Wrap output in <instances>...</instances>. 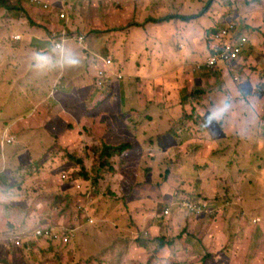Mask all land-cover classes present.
<instances>
[{"label":"rangeland","instance_id":"rangeland-1","mask_svg":"<svg viewBox=\"0 0 264 264\" xmlns=\"http://www.w3.org/2000/svg\"><path fill=\"white\" fill-rule=\"evenodd\" d=\"M42 1L48 4L47 10L40 0H7L10 8L0 7V33L8 31L12 23H30L27 18L33 19L36 15L46 18L47 11L52 15L64 13L65 16L58 21L70 26L74 34L85 37L84 44H77L74 48L85 54L90 51L96 52L92 54L94 56L98 54L93 62L95 66L89 71L94 83L81 91L75 82L66 85L67 81H57L55 92L51 94L53 80H49L44 89L40 86L35 89V95L31 87L26 88L18 96L19 104L13 103L14 109L4 110L11 106L10 102L0 109V191L16 184L9 193L0 195V263L123 264L125 259H131L133 264H138L139 258L144 264H160L158 247L162 238L170 245L168 249L172 253L169 254L167 249L161 252L165 264H245L249 257L248 245L258 240L257 230L261 225L262 242L253 264H264V47L256 67L247 63L239 69L244 76L241 80L246 78L250 69L257 73L252 93L250 90L243 95L242 82L234 80L219 90L220 79L225 75L223 71L216 83L209 82L211 89H217L214 92L217 97L224 95L221 101L204 94L203 90L191 91L194 85L189 82L183 87L179 84L182 72L195 76L189 68L203 61L209 50L206 49L202 56L198 54L195 64L192 59H183L179 53L182 49L177 46L174 48L176 54L166 55L168 49H163V44L149 34L151 31L143 29V0ZM160 1L169 7L165 0ZM261 1L262 6L258 9L239 0L253 13L259 11L254 17L264 22V0ZM147 2L148 9L156 5ZM192 3L210 11L214 29L225 26L228 20L239 18L233 13L237 11L233 1L227 5V8L233 5V11L227 13L222 10L226 8L219 0H193ZM170 6H173L172 0ZM187 15V12L179 11L178 15L166 17L183 21ZM159 18L163 17L147 15L144 23ZM170 21L166 20L163 26L169 29L173 26ZM251 26L248 24L247 29ZM133 27L135 29L128 37H118L119 31ZM168 29H163L164 33ZM255 30L264 37V23L257 25ZM91 35H97L100 44L89 47ZM262 40L264 42V38ZM126 43L134 46L135 51L129 49L122 53L118 48H123ZM172 44L176 45L177 41L173 40ZM12 59L7 56L0 63V86L8 90V97L26 80L24 72L21 77H11L12 67L6 63ZM105 59L111 63L105 66V75L103 70L97 72V76H105L97 81L94 77L96 70ZM172 62L174 70L164 72ZM68 64L72 66L71 62ZM49 66L51 64L38 65L39 71L34 69L31 78L38 82L41 70ZM205 74L207 71L201 73ZM63 79H66L64 74ZM174 80L179 84L178 89L182 88L178 96L171 95L175 89ZM235 103L243 104L238 108V120L230 116ZM152 106L164 108L161 112L165 116L164 122H171L177 114H185L184 123L189 125L185 134L178 135L182 127H178L179 120H175L174 125L164 132L172 136L174 142H163L158 153H152L150 144L153 141H149L162 132L156 124L157 117L151 113ZM202 125L215 132L223 131L225 139L209 144ZM105 138L110 145L129 146L122 154L108 157L106 165L99 152H95ZM10 151H21V177L18 179H13L10 175L14 172L9 173L4 166L3 154ZM71 156L74 160L70 159ZM76 156L83 159L88 170L95 167L87 174H91L96 191H92L89 197L78 193L80 198L74 199L70 193L72 185L65 184L59 174L78 175L80 159ZM31 159L38 162L40 173L30 175ZM193 160L196 163L193 164ZM62 186L69 190V219L68 213L59 217V208L53 209V204L42 197L50 190L63 189ZM182 199L205 203L208 207L198 215L193 214L179 206ZM92 200L97 209L102 200L122 201L118 209L103 210L102 220L105 222L109 220V210L119 216L117 223L114 221L103 227L100 243L89 244L87 238L86 242L76 244L74 240L68 244L43 240L36 247L27 236L21 238L22 246L14 247L10 243L14 237L5 233L10 231L9 228L31 231L37 227H49L60 231L63 229L60 225L72 222L74 227H79L85 221L80 217L79 208L86 209ZM143 200L144 224L138 219L143 214ZM166 208L170 209L169 214L165 213ZM129 212L132 215H128ZM152 219L159 222L158 231L151 236L146 222ZM143 232H149L150 236L145 237ZM84 235L89 236V230L88 235ZM21 249L31 250L23 252ZM46 249L48 251L43 253L42 250ZM224 250L229 254L226 255ZM8 255L10 261H7Z\"/></svg>","mask_w":264,"mask_h":264},{"label":"crops","instance_id":"crops-1","mask_svg":"<svg viewBox=\"0 0 264 264\" xmlns=\"http://www.w3.org/2000/svg\"><path fill=\"white\" fill-rule=\"evenodd\" d=\"M50 1H53V0H50ZM111 1L112 0H110V2ZM148 1L156 3V5L148 9V6H146L147 5L146 3H148L147 0H143V29H147L148 32L151 31L149 34L155 37L157 40H159V42L163 44L162 46L163 49L164 47L168 49L165 52L166 55L173 56L174 54H176L174 48H176L177 46L178 48L182 49V51L179 53L183 55V59L184 58H188L189 60L192 59L193 61L192 63L195 64L196 63L195 60L198 58V54L202 56L203 54H205L206 49H208L207 36L215 30L213 28L214 18H210L209 16L210 11L204 10L202 6L200 5L193 4L192 3L193 0H172L173 6H170L171 0H165L166 4H168L170 8L164 5L160 0H148ZM219 1L225 6L226 9L222 8V10L225 13L230 12L232 10L233 5L234 7H236L237 11H233V10L232 11L236 16H239V18H233V19H236L235 22L238 23L237 33L243 34V36H247V37L249 33L248 50L246 51L242 61L246 62V64L250 63V65L252 63L253 65L252 67H256L257 63L259 62V54H261V48L264 47V42L262 40L264 38L263 35H260L255 30V27L257 25H261L264 23V22H259L258 19L254 17L259 11L253 13L252 9L247 7L245 4L244 6H242L239 0H219ZM231 1H233V5L227 8V5L231 3ZM240 1H244V0H240ZM260 1L261 0H254L253 3H251V1H245V3L247 5H254L256 8L260 9L262 6V1L261 2ZM40 3H42L43 6H47L46 10L48 9L47 3L43 2L42 0H40ZM20 11L23 14L25 13L23 8H21ZM179 11H185L187 12L188 15L185 17L183 21L171 19L172 21H170V25H173V26H169V29H168V26H163V23L164 24L166 23L164 21L153 23L150 19L148 20V23H144V20L147 19V15L155 14L163 18H167L166 17L167 15H173V14L178 15ZM50 13L52 12L47 11L45 13V15L47 16L46 18H43L42 15H36L33 17V19L27 18L28 20H31L30 23H27L24 21L12 23L13 25L9 28L8 31L0 33V63L3 61L5 57L11 56L13 58L12 61L6 63V65H11L12 67V71L10 72L11 77L12 78L21 77L23 72L26 73L25 82L17 86V89L11 94V97H8V90L0 86V109H2L4 107V104L8 102L11 103V106H8L4 110L14 109L15 107L13 106V103L16 102V104H19L20 99H18V96L24 93L26 88L31 87L33 89L32 94L35 95L36 94L35 89L38 86H40V89H44L46 83L49 80L51 81L53 80L52 87L54 89L52 90V87H51V90H52L51 94H54L55 92V89L57 87V84H55V82L57 81L62 82V83H65V81H67L66 85L70 84L71 82H75L76 86L79 89H81V91L84 89H87L89 85L92 86V84L94 83L93 77H90L89 75V71L91 67L95 66L93 65V62H96L95 56H98V54H95L94 56L92 55L93 53H96L94 51L93 52L90 51L88 54H85L81 50H79V48L75 49L74 47H77V45H75L70 40L63 38V35H62L64 29L71 30L73 32L72 28L68 25L60 23L58 21V17H59L58 14L52 15ZM230 21L231 20L226 21L225 24ZM263 21H264V17H263ZM248 24L252 25L249 29H247ZM134 29L135 27L131 28L128 31H119L118 37L120 39H124L125 37H128L131 34V31ZM163 29H168V30L166 33H164ZM252 29H254V32L252 31ZM14 35H18L19 39L13 40ZM180 35L183 36V39L181 40L178 39ZM253 35H256L254 39L252 38ZM89 40H90L89 47H91V45L95 43L100 44L99 38H97V35H91ZM173 40L177 41L176 45L172 44ZM54 44H59L61 46V50L60 51L56 50L54 48ZM109 49H112V48L109 47ZM118 49L120 50L122 49V53L123 51H126V50L129 51V49L135 51L134 46H132L129 43L124 44L123 48L119 47ZM106 51L107 53H109L108 50ZM145 53H146L145 49L143 48V55ZM207 55L205 56L207 57ZM206 57H204L203 61L198 62L196 64L204 62ZM106 60L107 59H105L104 61ZM104 61L103 62L101 61L102 65L99 66V68H97L96 70V76L94 77L96 78L97 81L105 78V76H102V77L97 76V72L102 71V70L105 75L104 69L106 65L104 64ZM69 62H71L72 66L68 64ZM173 62H176V60ZM173 62L169 65V67L164 72H172V69L174 70ZM47 64H51V66L45 68L44 70H41V74H40L41 78L38 80V82L36 79L31 78V72L34 69L36 72L39 71L38 65L43 67V66H46ZM194 68H195V65L189 68V70L195 76L190 77L187 74H185L186 72H182L180 77L178 78L180 79L179 84H181L183 87L185 86L186 82H189L191 85H194V88L193 86H191V91L203 90L204 94H209L210 96L215 97V99L222 101L224 95L220 94L219 97H217L216 94L214 93L216 88L213 87V89H211V87H209L210 85L209 82L212 84L216 83L218 77L221 75V71H223L225 75L220 79V83H219L221 84L219 85L220 87L219 90H222L224 89L225 84L233 80V78L229 75V73L227 71L220 70V71H217L219 73L213 74L212 72L214 71H208L205 68H203L200 71H194ZM204 71H207V74L201 75V73ZM250 72L251 74L249 75ZM63 74L65 75L66 79H63ZM153 76L154 77L159 76V74H153ZM163 76H160V77H163ZM45 77H47L48 79H45ZM249 77H252L251 81H249ZM257 77H258L257 73L250 69L246 78L240 81L242 82L240 89H243V91L241 92L243 95H246L247 92L250 90L252 93L257 83L256 81H254V79H256ZM156 78H159V77H156ZM175 80H174L175 89L173 90L171 95L178 96L181 93L182 88L178 89L179 84H177ZM236 90H238V88ZM221 105L219 106L221 107ZM239 105L243 106V104H239V103L232 104V108L230 110L231 117H237ZM151 109H152L151 113L157 117L156 124L162 130V132H159L158 134L155 135L154 138H151L149 140V141H153L152 144H150V147L152 148V153H158L160 150V147L163 146V142H166V141H168L169 143L174 142V138L164 132L168 130L167 129L168 127L174 125L175 120H179L178 127H182V130L178 131V135L185 134V128L189 127V125L186 126L184 123L186 120L185 114H182L181 116L180 114H177L171 120V122H164L163 119L165 118V116H162L163 114L161 113L162 111H164V108L162 107L154 108V106H152ZM156 111H158V113H155ZM237 120H238V117H237ZM202 129L208 138L209 144H215L225 139V134L221 130H216L215 132L214 130H212L206 125H202ZM102 141L110 145L107 141V138H105ZM11 151L10 153H5V155L3 154V159H5L4 166L9 171V173L14 172L10 175L11 177H13V179H18L21 177L18 171L21 160H22L21 151L18 153H16L15 151L13 152ZM194 163H196V160H193V164ZM14 170H17V171H14ZM15 172H18V173L16 174ZM11 186L14 187L16 186V184H13ZM62 187L64 190L63 189L50 190L46 195H42V197L47 198L53 204V209L59 208L60 210L62 206L68 205L67 198H68L69 190L65 188L64 186ZM12 189L13 188H5L4 192L0 191V195L3 196V193L7 194ZM70 193L72 194L74 199H77L79 197L78 193L74 190V188H71ZM102 201H103L102 204H100L98 207L100 211L96 208V206H94L93 200L92 202H90L91 205L86 207L84 212L80 210L81 213L83 214V215L80 214V217L85 220L83 223L84 225H81L79 227H74L73 222L70 225H60V227H66L69 229L70 236H72L70 239V242L72 240H74L75 244L81 241L86 242V238H87V243L89 244L100 243L101 241L100 233L103 227L114 221H116L117 223L118 221L117 218L119 214H117L113 210H109L107 212V217L109 218V220L105 222L102 220V218L104 217V214L102 213H103V210L106 211L109 208H115V209L120 208L122 206V201H116V200H110V201L102 200ZM141 210L143 211V214L138 216V219L141 221L142 224H144V200H143ZM67 213H68V219H69L68 209L63 215H59V217L62 218ZM137 214L138 213H135V215ZM128 215H132V213L129 212ZM87 218H89L90 220H93L94 222L92 221L90 224L87 221ZM97 218L99 221H96ZM123 221H125V218L123 219ZM158 222H159L158 219H152L146 222V224L149 225L151 236L155 231H158L157 230ZM8 223L12 225V222L9 221ZM51 226H54V225H51ZM114 226H116V224H114ZM9 229L10 231H7L5 233L10 234L14 237L12 238V241L10 242L12 244L15 238L24 239L27 236L28 238H30L32 231L36 228H34L31 231H22V230L14 231L12 230L13 228H9ZM88 230H89V236L84 237L85 236L84 234L88 235ZM139 235L137 237H139ZM148 235H149V232L144 233L145 237ZM1 241L3 242V240ZM33 241H34V246L39 247L43 239H37ZM44 241H47V240H44ZM159 246L160 247H158V255L160 256V258L158 261L160 262V264H165L164 258H161L163 257L162 253H163V250L167 249L168 253L172 254L170 250L168 249L170 245L165 244V239L161 238L159 242ZM28 251H23V252H28ZM42 251L43 253H45L44 251H48V249L42 250ZM4 252L7 253L5 250ZM180 255H183V253L181 252ZM6 257H7V261H10L11 258L9 257V255ZM138 261H139L137 262L138 264H144V261L139 260V258H138ZM187 263L188 262H185V264ZM42 264H45V263H42ZM123 264H133V260L125 259Z\"/></svg>","mask_w":264,"mask_h":264},{"label":"built area","instance_id":"built-area-1","mask_svg":"<svg viewBox=\"0 0 264 264\" xmlns=\"http://www.w3.org/2000/svg\"><path fill=\"white\" fill-rule=\"evenodd\" d=\"M31 1L37 2V0ZM59 17L62 18L63 14H60ZM209 38L210 49L204 66L208 70L226 69L230 74L234 75L236 81H239L240 77L237 71H239L240 66L242 65V59L248 50L249 39L246 36L237 33V23L235 20H231L226 23L225 26L215 29V31L209 35ZM13 39L17 40L19 39V36L15 35ZM72 39L81 43L83 41V36L72 37ZM105 64L110 65V60H106ZM200 67V65L197 66L198 69ZM99 75H102V72H99ZM117 77L119 79L121 78L120 75ZM60 179L65 183L67 177L65 175H61ZM73 183L75 184V188L79 190L80 185L76 184L75 181ZM69 185L71 184L69 183ZM179 206L190 213L198 215V213L205 211L208 204L196 202L191 203L190 200L182 199L179 202ZM166 209L165 213L169 214L170 209ZM79 210H82V212L85 211V209L81 207ZM87 221L89 223L92 222L89 218H87ZM30 239H43L53 242L60 240V236L58 235L57 230L53 228L39 227L32 231ZM62 241L67 243L68 238L64 237ZM11 245L14 247L22 246L21 238H15Z\"/></svg>","mask_w":264,"mask_h":264},{"label":"trees","instance_id":"trees-1","mask_svg":"<svg viewBox=\"0 0 264 264\" xmlns=\"http://www.w3.org/2000/svg\"><path fill=\"white\" fill-rule=\"evenodd\" d=\"M245 1H250V0H245ZM0 7H3L5 9H9L10 8L9 4L7 3V0H0ZM171 19H172V17H167V18H160V19H152L151 21L154 22V23H158L160 21H166V20L168 21V20H171ZM237 26H238V23H237ZM207 42H208V50H209L210 49V38L207 39ZM127 147H129V146L126 145V144L123 145V146H117V145H108V144L103 142V143H101V145L99 147H97V150L95 149V152L96 153H97V151L99 152L100 159L103 160L105 162V165H106L107 164L106 159L108 157L112 156L113 154H116V155L117 154H122ZM77 158L80 159V161H78L80 163V165L78 167V169H80L79 172H78V175H76V177H73L72 174H67V173L63 172V173L59 174V177H61V175H65L68 178V180H65L66 184L70 183L77 193H83L84 195L89 197L91 195L92 191H93L92 193H94L96 191V185H95V182L93 181V178L90 177L91 174L88 175L87 172H89V171L92 172V170L95 169V167H93L91 170H88L85 167V165H84L83 159L79 158V157H77ZM70 159L74 160V156H71ZM30 166H34V168L30 169L29 168ZM29 167H28V171H29L30 175L35 174V173H40L39 164H38V162L36 160L31 159V161L29 162ZM99 167H100V164H99ZM18 171H19L20 176H21V170L19 169ZM91 179H92V181H91ZM74 181L76 182V184L80 185V189L79 190H77L75 188V184L73 183ZM8 188H14V187H12L10 185ZM88 206H90V205H88ZM67 209H68V207L66 205L62 206L60 208L58 214L59 215H63L66 212ZM61 228H63V229L60 230V231L57 230L58 235L60 236V240L53 241L52 243H59V244H68L69 243V241H70V231H69V229L66 228V227H61ZM257 234H258V240L254 241L252 244L250 243L248 245L247 254H249V257L247 258V261H246L245 264H253V262L255 261V259L257 257L255 255V253L259 252V249H260V246H261V242H262L263 231H262V226L261 225H259V227H258ZM64 237L68 238V242L67 243H64L62 241V239ZM224 251L226 252V255L229 254V251H227V250H224Z\"/></svg>","mask_w":264,"mask_h":264},{"label":"clouds","instance_id":"clouds-1","mask_svg":"<svg viewBox=\"0 0 264 264\" xmlns=\"http://www.w3.org/2000/svg\"><path fill=\"white\" fill-rule=\"evenodd\" d=\"M60 14H63V17L65 16L64 15V13H62V12H60L58 15H60ZM62 17V18H63ZM59 19H61V17H58ZM160 19V18H159ZM165 22V21H164ZM154 23V22H153ZM215 31V30H214ZM213 31V32H214ZM64 33H62V35H63V38H65V39H68V40H70L71 42H73L75 45H77V44H83L84 43V39H85V37L83 36V35H80V34H74L72 31H70V30H66V29H64V31H63ZM211 34V33H210ZM209 34V35H210ZM209 35L207 36V39L209 38ZM241 35H243V34H241ZM15 36V35H14ZM13 36V37H14ZM18 36V35H17ZM78 36H83V41L81 42V43H78L77 41H75V39H72V37H78ZM247 37V36H246ZM248 38V37H247ZM249 39V38H248ZM13 40H15V39H13ZM249 45V44H248ZM54 48L56 49V50H61V46L59 45V44H54ZM209 53V52H208ZM208 56V55H207ZM207 58V57H206ZM205 61H206V59H205ZM205 61L204 62H202V63H199V64H196L195 65V68H194V71H200V70H202L203 68H205L206 70H208L205 66H204V64H205ZM110 63H111V61H110ZM104 64H105V61H104ZM241 64L242 65H245L246 64V62H241ZM106 65V64H105ZM198 65H200L201 67L198 69L197 68V66ZM241 65V66H242ZM107 66V65H106ZM240 66V67H241ZM221 69H216V70H208V71H220ZM226 70V69H225ZM227 71V70H226ZM228 72V71H227ZM238 72V75H239V77H240V80L239 81H241V79H242V77H243V75L242 74H240L239 73V71H237ZM229 73V72H228ZM229 75L233 78V80L234 81H236V79H235V77H234V75L233 74H230L229 73ZM30 239V238H29ZM30 240H37V239H30Z\"/></svg>","mask_w":264,"mask_h":264}]
</instances>
